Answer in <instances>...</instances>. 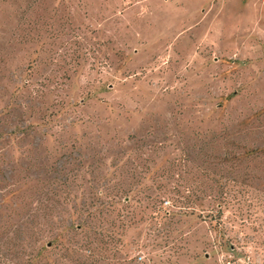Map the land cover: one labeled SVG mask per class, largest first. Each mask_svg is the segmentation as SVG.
<instances>
[{"label": "rangeland", "instance_id": "1", "mask_svg": "<svg viewBox=\"0 0 264 264\" xmlns=\"http://www.w3.org/2000/svg\"><path fill=\"white\" fill-rule=\"evenodd\" d=\"M0 264H264V0H0Z\"/></svg>", "mask_w": 264, "mask_h": 264}]
</instances>
